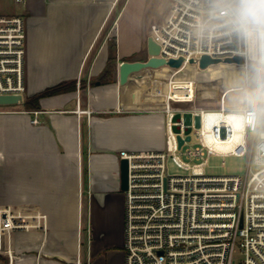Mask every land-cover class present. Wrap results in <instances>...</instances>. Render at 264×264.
Instances as JSON below:
<instances>
[{"label":"crops","instance_id":"obj_1","mask_svg":"<svg viewBox=\"0 0 264 264\" xmlns=\"http://www.w3.org/2000/svg\"><path fill=\"white\" fill-rule=\"evenodd\" d=\"M12 1L6 14L26 17L25 102L77 83L40 109L0 111V208L47 215V231L15 234L16 264H126L120 152L165 149L170 75L144 69L121 84L119 66L148 59L151 24L170 1ZM152 10L156 20L136 31Z\"/></svg>","mask_w":264,"mask_h":264},{"label":"built area","instance_id":"obj_2","mask_svg":"<svg viewBox=\"0 0 264 264\" xmlns=\"http://www.w3.org/2000/svg\"><path fill=\"white\" fill-rule=\"evenodd\" d=\"M169 1L167 19L151 24V36L158 57L184 62L167 81L165 149L120 152L129 161L126 264H264V90L257 104L247 87L235 107H196L197 81L181 76L204 55L219 64L241 56L246 71L251 63L264 67V0ZM26 53L25 15L0 13V96H21L22 104ZM212 155L246 157L247 171L207 175ZM169 158L189 173L171 175ZM34 229L47 231L46 214L0 208V264H16L15 234Z\"/></svg>","mask_w":264,"mask_h":264},{"label":"rangeland","instance_id":"obj_3","mask_svg":"<svg viewBox=\"0 0 264 264\" xmlns=\"http://www.w3.org/2000/svg\"><path fill=\"white\" fill-rule=\"evenodd\" d=\"M165 1V0H159ZM167 3V2H166ZM14 3L12 0H0V13L6 14L13 9ZM152 10L144 21L140 20L138 25L134 27L138 29L144 28V22H147L148 27L153 20H156L155 13ZM124 22V19L121 22ZM113 44V42H112ZM113 48V45H112ZM113 68L112 65L109 66ZM173 71L168 66L159 68L160 78L165 80ZM181 76H190L197 81V98L194 102L196 107L219 108V107H235L239 100L245 96L246 88L248 87L251 101L254 104L259 102L261 93L264 90V67L258 64L251 63L248 70L240 64L223 63L202 70L196 66H190ZM24 104H0V110L22 108ZM177 108L191 107L187 104H176ZM262 129L264 130V117ZM196 140L194 135V141ZM168 172L171 175H187L188 170L179 167L172 158L167 162ZM247 171V158L235 155L217 156L212 155L209 158L208 164L205 167L207 175H244ZM123 195L125 192L122 191ZM124 196V208L126 213V202ZM85 236L87 231L84 230ZM86 242L84 248H86ZM77 264V262H76ZM83 264V263H81Z\"/></svg>","mask_w":264,"mask_h":264},{"label":"water","instance_id":"obj_4","mask_svg":"<svg viewBox=\"0 0 264 264\" xmlns=\"http://www.w3.org/2000/svg\"><path fill=\"white\" fill-rule=\"evenodd\" d=\"M148 59L145 61H122L119 66V80L121 84L126 83L129 80V77L132 73H136L142 71L144 69H153L160 68L163 66H168L170 68H180L183 65L184 59H170L166 60L164 58H160L157 55L159 54V45L153 39L152 36L148 38ZM222 61L220 59L211 58L208 55H204L199 63V68L202 70L207 69L212 64H219ZM190 63H194V60H190ZM223 63H237L243 64L244 60L241 56H236L233 58H227ZM23 99L21 96H0V104H15L22 103ZM190 132V129L189 131ZM191 136H187V140H190ZM180 145L183 144L184 139L179 136ZM120 176H121V190L126 191L128 189V181H129V161L126 158L121 159L120 162Z\"/></svg>","mask_w":264,"mask_h":264},{"label":"trees","instance_id":"obj_5","mask_svg":"<svg viewBox=\"0 0 264 264\" xmlns=\"http://www.w3.org/2000/svg\"><path fill=\"white\" fill-rule=\"evenodd\" d=\"M107 74H109V72H106V75ZM82 87H85V86L82 85ZM76 88H77L76 82H71L68 84H60L56 87L47 88L43 92H41L40 94L26 100L25 106L28 109H40V107H41L40 99L41 98H43L45 96H50V95L58 94L61 92H65V91L76 90ZM86 172H87V170H86Z\"/></svg>","mask_w":264,"mask_h":264},{"label":"bare ground","instance_id":"obj_6","mask_svg":"<svg viewBox=\"0 0 264 264\" xmlns=\"http://www.w3.org/2000/svg\"><path fill=\"white\" fill-rule=\"evenodd\" d=\"M189 67L188 66H186L184 69H183V72L182 73H184L187 69H188ZM222 148H224V149H229V148H232L233 147V145L232 144H229L228 146H221Z\"/></svg>","mask_w":264,"mask_h":264}]
</instances>
